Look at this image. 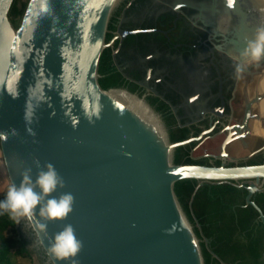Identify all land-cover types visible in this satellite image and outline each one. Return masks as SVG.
Wrapping results in <instances>:
<instances>
[{"label": "water", "instance_id": "95a60500", "mask_svg": "<svg viewBox=\"0 0 264 264\" xmlns=\"http://www.w3.org/2000/svg\"><path fill=\"white\" fill-rule=\"evenodd\" d=\"M13 1L0 0V198L25 175L40 193L39 172L54 167L62 183L31 217H19L20 235L27 219L50 264H205L175 193L182 180L241 183L264 225L252 200L264 190V164H175V151L205 133L172 143L146 101L101 87L106 32L122 0H29L18 28L9 19ZM65 193L73 196L65 217L40 215ZM68 225L81 247L57 258L50 248Z\"/></svg>", "mask_w": 264, "mask_h": 264}, {"label": "flooded vegetation", "instance_id": "af4514ba", "mask_svg": "<svg viewBox=\"0 0 264 264\" xmlns=\"http://www.w3.org/2000/svg\"><path fill=\"white\" fill-rule=\"evenodd\" d=\"M262 9V0H122L110 17L99 80L146 101L169 135L181 129L177 137L188 140L205 133L186 145L193 158L264 164V56L251 62L244 55L264 27ZM22 226L33 264H50L31 243L27 219ZM251 227L264 228L259 216ZM242 261L255 260L246 252Z\"/></svg>", "mask_w": 264, "mask_h": 264}, {"label": "trees", "instance_id": "16d2710c", "mask_svg": "<svg viewBox=\"0 0 264 264\" xmlns=\"http://www.w3.org/2000/svg\"><path fill=\"white\" fill-rule=\"evenodd\" d=\"M28 1H13L9 19L15 28L21 23ZM99 83L103 89H108L102 80ZM177 133H182V130L170 132L172 143L185 140L184 134L177 137ZM186 148L180 147L175 151V164L210 166L204 159L193 158ZM198 184L196 180L179 181L175 184V193L201 240L205 264H249L242 261L246 259V252L253 256L254 264H262L258 262V250L264 248V228L253 230L251 227L258 213L252 206L246 205L247 190L233 182L204 183L200 187ZM252 200L264 214V191L255 194ZM16 225L8 210H3L0 215V264H23L14 262L20 256L28 257L29 264H33L34 251L30 250L29 243L20 235ZM31 243H38L36 236ZM36 250L48 258L39 243Z\"/></svg>", "mask_w": 264, "mask_h": 264}, {"label": "clouds", "instance_id": "9594fccd", "mask_svg": "<svg viewBox=\"0 0 264 264\" xmlns=\"http://www.w3.org/2000/svg\"><path fill=\"white\" fill-rule=\"evenodd\" d=\"M264 10V9H262ZM244 55L251 62H256L264 56V27L258 28L256 38L249 42ZM243 69L237 65L236 73L239 74ZM46 171H40L35 184L39 186L40 193L33 190L31 178L25 175L19 187L10 184L6 190L3 200H0V215L3 210H8L10 217L14 222H19V217H31L34 207L39 203L41 197L53 192L58 183H62L51 164L46 166ZM73 196L71 193L63 194L59 199L51 198L47 200L46 205L40 208V215L50 219H59L65 217L72 209ZM43 228V225H40ZM81 247V242L75 237L70 225L63 231L55 235L54 242L50 248L51 253L57 258L75 257ZM72 264H77L75 260Z\"/></svg>", "mask_w": 264, "mask_h": 264}, {"label": "rangeland", "instance_id": "374dc122", "mask_svg": "<svg viewBox=\"0 0 264 264\" xmlns=\"http://www.w3.org/2000/svg\"><path fill=\"white\" fill-rule=\"evenodd\" d=\"M0 200H3V199L0 198ZM16 226H17V228H18V230L20 232V224H19V222L17 223ZM14 262L15 263L21 262L23 264H29L30 263V259L28 257H26V256H20V257L15 258Z\"/></svg>", "mask_w": 264, "mask_h": 264}]
</instances>
